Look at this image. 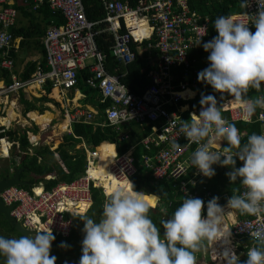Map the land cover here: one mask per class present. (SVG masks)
Here are the masks:
<instances>
[{"label":"built area","instance_id":"obj_1","mask_svg":"<svg viewBox=\"0 0 264 264\" xmlns=\"http://www.w3.org/2000/svg\"><path fill=\"white\" fill-rule=\"evenodd\" d=\"M99 1L104 15L92 21L87 16L83 0H0V37L3 38L0 40V102L10 99L13 93L20 90L37 88L42 91L49 85L60 100L72 104L74 101L69 100L67 92L76 89L79 71L88 62L92 74L87 77V83L102 95V101H111L106 109L108 125L132 121L140 123L147 133L137 145L141 144L150 151L142 156L143 167L152 171L155 180L173 183L176 193L182 195L181 199L199 198L198 188L207 190L208 179L191 165L190 157L197 145L190 144L179 129L183 121H189L193 114L199 115L202 110V105L193 106L192 102L199 95L196 91L197 74L204 70V66H191L197 59L190 57V51L198 47L195 44L200 35H204L201 41L208 35L209 18L192 7L190 0ZM44 4L62 21L54 18L47 25L44 61H37L35 70L23 79L14 72L17 61L13 54L19 51L24 37L15 34L13 28L22 18L20 7L37 11ZM241 6L242 11H232L228 15L248 23L247 26L254 33L256 29L252 22L260 10L258 0H243ZM101 34L113 35L111 60L96 41ZM152 50L158 51L159 58L155 67L148 71V86L143 94L138 95L121 80V74L114 71L128 66L137 57L147 61ZM108 64H112V69ZM182 66L186 68H183L184 72H177V68ZM5 76H9L11 81L7 82ZM215 92L218 93V107L222 105V115L229 122L244 120L260 122L264 126V110L257 109L251 118L245 117L233 97ZM259 95H264V85ZM30 114L31 111L24 116V127L26 123L29 126L37 123ZM66 117L71 121H88L92 119V112L71 114L66 110ZM16 122L19 123L18 119ZM49 123H42L41 129L45 130ZM9 125L5 124V127L9 128ZM2 128L0 131L6 130ZM22 132L32 145L39 143L35 132L28 128ZM173 140L182 146L181 150L171 149ZM2 141H5L6 156L12 147H20L19 141L0 137L1 150ZM213 147L220 150L222 146L215 143ZM86 154L85 172L71 182L61 181L51 189H46L42 183L3 189L0 195L6 205H13L12 215L30 230L50 228L52 234L68 237L73 227V216L85 214L93 204L92 187L103 188L104 194L108 192L103 178L93 174L94 169L101 170L100 167L96 168L100 161L98 151L86 149ZM108 161L104 169L107 170L105 178L109 183L114 180L121 183L127 178L133 183L132 177L139 167L134 163L131 150L114 154ZM242 166L243 162L239 160L236 167ZM46 178L58 177L47 175ZM243 191L241 185L239 193ZM210 194L208 191L206 196ZM227 209H224L225 213ZM261 227H264V216H238L233 223L225 226L231 229L227 241L209 244V249L212 248L218 257L226 250L235 253L237 238H251L250 231ZM245 253L247 255V251ZM242 260L247 259L239 257L238 263Z\"/></svg>","mask_w":264,"mask_h":264},{"label":"clouds","instance_id":"obj_2","mask_svg":"<svg viewBox=\"0 0 264 264\" xmlns=\"http://www.w3.org/2000/svg\"><path fill=\"white\" fill-rule=\"evenodd\" d=\"M258 4L260 10L252 22L254 33L248 23L233 15L215 19L218 35L202 44L210 53V63L198 74V79L215 91L233 97L248 118L257 109L264 110V95H247L253 89L261 91L264 85V0H258ZM202 36L195 45L201 44ZM201 105L199 115L193 114L179 129L190 144L197 145L191 165L208 178L215 175L214 164L231 167L229 179L235 182L239 178L244 191L239 193L237 189L228 199L227 208L241 215L264 216V131L253 132L246 142L242 141L239 129L224 118L222 105L218 107L213 96L203 97ZM216 141H227V146L214 150ZM181 148L176 140L171 142L173 151ZM237 158L243 162L242 167H236ZM160 199L136 191L128 178L125 186L113 187L105 194L98 222L87 215L80 217L84 237L79 264H197V253L205 251L208 244L227 241L231 235V229L225 228V217L231 211L225 214L218 197H213L207 203L206 217L202 215V199L183 198L171 218L160 221L164 229L161 236L149 216ZM250 236L255 246L248 249L245 264H264V227L251 230ZM54 239L50 228L19 238L0 236V255L5 257V264H56L57 258L50 255ZM60 247L67 245L61 243ZM222 255L227 264H238L234 252L226 250Z\"/></svg>","mask_w":264,"mask_h":264},{"label":"trees","instance_id":"obj_3","mask_svg":"<svg viewBox=\"0 0 264 264\" xmlns=\"http://www.w3.org/2000/svg\"><path fill=\"white\" fill-rule=\"evenodd\" d=\"M83 2L87 11V16L90 20L96 21L104 15V11L99 0H83ZM190 2L192 4V7L199 9L204 16H207L209 18L208 35L201 41V44L198 45V47L190 51V57L197 59V61L193 62L191 66L199 67L200 65H202L205 69L209 66L210 63L208 61V56L210 53L204 51L202 44L204 42L212 40L213 37L218 35L214 27L215 19L222 15L228 16L229 12H232L241 6L243 0H190ZM20 10L22 16V18L20 19L21 22L24 21V19L28 20L29 22L28 24L22 23L23 25L14 27L13 31L15 34H22L24 36L25 39L22 42L23 45L28 42L33 43L35 48H39V46L41 47L47 23H50L51 19L53 18H56L58 22L62 21L61 17H57L52 13L47 4H44L37 11H31L29 7L25 6L20 7ZM96 41L100 48L109 55V59L111 60L110 47L114 42L113 35L101 34L96 37ZM157 52V50H152V57H150V61L147 64H143V58L137 57L135 61L128 65V73L122 80L126 83L127 87L132 92L141 95L144 92L145 88L148 86V71L152 67H155V63L158 61ZM145 54H147V52ZM183 68L186 69L184 66H182L178 67L176 71L179 73L184 72ZM34 69L35 63H30L29 71L26 76H28L29 73ZM87 72V69L80 71L78 84L83 85L84 78ZM198 74V85L196 87V91L198 92L199 96L194 102H192L193 106L200 105L203 97L213 96L216 99L218 95V93L212 90L211 85L198 79ZM49 89L50 88H48V90ZM258 93V91L253 89L250 90L247 95L248 97H255L258 95ZM109 103L110 101L108 100L107 104ZM26 104L27 108H31L30 106L33 107V104L28 101H26ZM235 125H237L242 132H245V135H243V137L241 138L242 141L245 142L247 136L252 134L253 132L257 134L261 133V126L258 122H236ZM72 127L73 134H64V141L57 149L59 153L58 156H54V152L49 149V146L35 148L34 153L30 154L28 150L30 143L27 139L26 134L20 133V137H15V134L18 131H15L13 129L8 131L7 133L12 138H18L20 141L19 150L22 151V153L21 160L17 166L24 167V170L21 172V178L29 181L30 183H32V185H39L40 183H42L46 189H51L61 181L71 182L72 180L76 179L78 176H80V174L84 172V169L86 167V153L84 149L80 148H74V152L70 153V151L67 150L66 147L71 146V148H73L76 144L81 142L80 137H82L88 144L97 145L99 142H102L98 146L99 150H101V147L104 146V155L96 164V168L100 167L101 170L94 169L93 174L95 176L103 178L107 191H111V189L116 185H126V181L117 183V181L114 180L109 183L108 179L105 178V176L107 175V170L104 169V165L107 166L109 158L111 157V155H114V143L107 141L105 132L102 131V129L95 130L92 125L83 122H74L72 124ZM135 131L136 130L132 131L131 139L128 140V142L125 141L123 146L119 148L120 153L128 149L133 143L136 144L147 133L145 130L143 132ZM4 145L5 144L3 143V148H5ZM138 149L140 154L150 152L143 146H141V144L136 147V151H138ZM237 162L238 159H236V165ZM213 168L215 170V175L212 178L206 177L208 179L207 190L198 188V197L204 201L202 215L205 216L207 215V203L213 197H218L219 205H221L225 209L228 199L237 192V189H239V191L241 189L240 179L237 178L235 182H232L227 175V173H230L232 171L231 167L214 164ZM9 170L10 167L7 166L4 171L0 173V179L3 176H8ZM48 174H58V178L46 179V176ZM132 180L136 191L144 192L146 195L161 196L159 205H157L154 210L150 211L149 216L160 229L161 236H163L164 229L160 224V221L162 219L171 218L173 212L182 203V195L175 192L173 183L160 182L155 180L152 175V171L145 167H140L136 175L132 177ZM207 191L211 192L209 196H206ZM164 193H167V195H163ZM92 194L93 204L91 205L89 210L85 214H78L73 216V227L70 235L68 237H61L53 234L55 239L52 242L50 255L57 258L56 264H79L80 257L82 256V240L84 237V233L82 231L84 224L80 217L87 215L98 222L102 214V205L105 200V194L103 188L101 187H92ZM148 198L150 199V196ZM239 216L244 217L247 215H241L239 213ZM0 217L2 218V220H4L7 229H9L8 231H16L19 234V237L22 236L20 232L14 229L7 222V220H5L2 214H0ZM61 243H65L67 247H60ZM251 243H253L252 239H250V244ZM212 259L214 261V264H219V262L221 264H227V260L223 258V255L218 257V255L214 253L212 254ZM0 264H5V257L2 255H0Z\"/></svg>","mask_w":264,"mask_h":264},{"label":"crops","instance_id":"obj_4","mask_svg":"<svg viewBox=\"0 0 264 264\" xmlns=\"http://www.w3.org/2000/svg\"><path fill=\"white\" fill-rule=\"evenodd\" d=\"M28 20H25L21 22V20H18L17 27L23 25L22 23H27ZM47 27V26H46ZM24 37V36H23ZM25 38H23L24 40ZM23 42V41H22ZM44 37L43 42L41 43V47L35 48L33 43L26 42L24 45L21 43V47L17 53H14V58L17 61L14 72L20 77V78H27L30 76V74L35 70L31 71L28 76L27 73L29 71V65L30 63H35V68L37 65V61L41 60L44 61ZM29 53V55H27ZM109 68L112 69V64H108ZM128 66H121L118 71H114L115 73H120L121 80L127 75ZM87 69V74L85 75L83 85H80L77 83L76 89H71L67 92V97L69 100H73L74 103L70 104L63 102L60 100V97L57 95L56 91H52L51 88L48 86H45L44 89L41 91L39 89L34 90H20L16 93H13L10 97V99H4L0 102V129H3L2 127H5V124H10L9 128H6L4 131H0V137H7L10 141H19L18 138L20 137V133H23L22 131H25V128L35 132L38 135L39 143L36 145V148L49 146V149L54 152V156H58L59 153L57 151L58 147L61 143H63V137L64 134H73V127L72 124L77 121H71L70 118L68 120V117H66V110H68L71 114L73 113H79V112H85L90 111L92 112V119L88 123L92 125V127L96 129H102V131L105 132L107 141H110L111 143H114L115 150L114 154H122L129 152L131 150L133 156H134V149L138 146L136 144H132L128 149L124 150L122 153H120L119 148L123 146L124 142L131 139L132 131L136 130L135 132H143V126L140 123H137L135 121L129 122V123H119V124H112L105 127H102L100 123L106 122L107 120V114L106 109L110 105L107 104V101H102V95L97 92V90L93 87H91L86 79L89 75L92 74V71L90 69V65L87 62V66L82 69ZM81 71V70H80ZM79 71V74H80ZM1 79V78H0ZM79 79V77H78ZM5 80L7 82L11 81L9 76H5ZM123 81V80H122ZM124 82V81H123ZM125 83V82H124ZM126 84V83H125ZM48 88H50L48 90ZM77 90V91H76ZM199 96V95H198ZM45 97V98H44ZM75 100H77V103L75 104ZM26 101L33 104V107L27 108ZM110 101V100H109ZM111 102V101H110ZM201 105V104H200ZM36 112L39 114H45L46 112H50L52 117L50 122L45 130L41 129V124L43 122L33 123L34 125L29 126L28 123H26V126L24 127V116L27 112ZM15 114L14 118L12 119V114ZM18 119L19 123L16 122ZM21 119V120H20ZM65 128L60 127V125L67 121ZM85 123L84 121H81ZM236 122H246L244 120H237L232 123ZM248 123V122H247ZM254 123V122H250ZM261 126V132L264 131V126L258 122ZM21 124V125H20ZM22 126V128H21ZM20 127V128H19ZM236 127L239 129V127L236 125ZM108 128V129H107ZM11 129L18 131L15 134V137H11L7 132ZM240 135L241 138L243 135H245V132H242L240 129ZM77 137V136H76ZM81 138V142L76 144L73 148L71 146H67L66 149L70 151V153H73L74 148H80L84 149L86 153V149L98 151V155L101 159V152L98 149V146L102 143L99 142L97 145L88 144L84 138ZM20 142V141H19ZM217 144H220L222 147L227 146V141H216ZM1 145V144H0ZM18 148L12 147L10 149V154L8 156L5 155V158L7 160V165L5 167L12 168L9 172V174H13V168L19 167L17 166L18 163L21 160V153L22 151H17ZM35 149V148H34ZM13 151H17L19 154L14 153ZM0 154L3 155L2 151L0 150ZM14 154V155H13ZM113 156V155H111ZM41 159V158H40ZM110 159V158H109ZM239 161V159H238ZM6 162V161H5ZM16 164V165H14ZM86 167H87V154H86ZM86 167L84 169V172L86 170ZM20 168V167H19ZM2 170V169H1ZM24 170V167H23ZM83 172V173H84ZM82 173V174H83ZM21 175V174H20ZM55 177H58V174H48ZM81 175V174H80ZM79 177V176H78ZM48 179V178H46ZM32 186V185H31ZM30 187V186H25ZM199 191V190H198ZM176 192V190H175ZM208 192V191H207ZM206 192V193H207ZM211 193V192H210ZM159 196V195H158ZM160 203V202H159ZM159 205V204H158ZM227 207V206H226ZM231 209H227V214ZM206 217L205 215H203ZM239 216V212L236 210H232L230 214L226 215L225 217V226H229L231 223H233ZM255 246V243H251V247ZM208 252L207 256L209 254H214L212 248L209 249V244L207 245ZM196 255H199L198 253Z\"/></svg>","mask_w":264,"mask_h":264},{"label":"rangeland","instance_id":"obj_5","mask_svg":"<svg viewBox=\"0 0 264 264\" xmlns=\"http://www.w3.org/2000/svg\"><path fill=\"white\" fill-rule=\"evenodd\" d=\"M242 10H243V7L240 6L239 8H237L234 11H242ZM48 24L49 23H47V25ZM27 55H29V53H27ZM91 61L92 60H89V62H91ZM66 122H68V121H66ZM32 125H34V124H32ZM21 128H22V126H21ZM4 142L5 141H3V143ZM3 151H6V149L3 148ZM13 152L19 154L17 151H13ZM5 155L6 154H4V153H3V155L0 154V169L5 167L7 165V163H8L6 159H3V158H5ZM142 156H143V154L139 153V149H138V151H136V149H134V156H133L134 163L139 168L143 167ZM8 230L9 229H7V226H6L5 222H4V220H2V218L0 217V236H4V237H7V238H19V234L16 231H13V230L8 231ZM250 239H248V237H238L237 238V242H236L237 251L235 252V254L238 257H245L246 259L248 258L245 252L248 251V249L251 247ZM207 252H208V247H206L205 251H201V252L198 253L199 255H197V264H214V261L212 259V254H209V256L206 257ZM245 261L246 260H242L238 264H240V263L241 264H245ZM219 264H221V263L219 262Z\"/></svg>","mask_w":264,"mask_h":264},{"label":"water","instance_id":"obj_6","mask_svg":"<svg viewBox=\"0 0 264 264\" xmlns=\"http://www.w3.org/2000/svg\"><path fill=\"white\" fill-rule=\"evenodd\" d=\"M22 171H23V167L20 168L14 167L13 174L11 176L0 179V193L2 192L3 189L8 188L10 186H31L32 183L21 178L20 174ZM12 208L13 205H6L0 195V214L4 216L5 220H7V222L14 229L20 232L21 235H27V234L34 235L36 230H30L26 228L21 221L17 220L11 213Z\"/></svg>","mask_w":264,"mask_h":264},{"label":"bare ground","instance_id":"obj_7","mask_svg":"<svg viewBox=\"0 0 264 264\" xmlns=\"http://www.w3.org/2000/svg\"><path fill=\"white\" fill-rule=\"evenodd\" d=\"M150 57H152V54H151V56ZM150 57L148 58V60L147 61H144V59H143V64H147L149 61H150ZM157 57L159 58V53L157 54ZM142 58V57H141ZM136 60V59H135ZM134 60V61H135ZM143 94V93H142ZM77 103V100H75V104ZM39 113H36V112H31V117L33 118V119H35L36 121H38V122H43V123H46V122H48V121H50L51 120V117H52V115H51V113L50 112H46L45 114H42V115H38ZM14 116H15V114L13 113L12 114V119L14 118ZM107 118V117H106ZM68 120H69V117H68ZM67 120V121H68ZM45 121V122H44ZM81 121H84V120H81ZM81 121H77V122H81ZM91 120H88V121H84L85 123H89ZM66 123L67 122H64L63 123V125L61 124L60 125V127H62V128H65V126H66ZM103 123H106L107 125H101V124H103ZM103 123H100V125L102 126V127H105V126H108V120H106V122H103ZM27 139H28V141H29V143H30V146H29V148H28V150H29V153L30 154H33L34 153V148H36V145H32V143L30 142V140H29V138L27 137ZM3 142V141H2ZM114 145V144H113ZM15 147V146H14ZM0 148H1V146H0ZM20 148V147H19ZM19 148H18V151H20L19 150ZM114 150H115V145H114ZM4 154H6L7 153V151H3V150H1ZM100 152H101V158L103 157V155H104V152H105V149H104V146H102L101 147V150H100ZM126 184H127V181H126ZM125 186V185H124Z\"/></svg>","mask_w":264,"mask_h":264},{"label":"flooded vegetation","instance_id":"obj_8","mask_svg":"<svg viewBox=\"0 0 264 264\" xmlns=\"http://www.w3.org/2000/svg\"><path fill=\"white\" fill-rule=\"evenodd\" d=\"M5 168H6V167H3L2 170L0 169V173H1L2 171H4ZM11 169H12V168H10V170H11ZM10 170H9V171H10ZM9 173H10V172H8V174H9ZM8 176H11V174H9ZM8 176H3L2 178H4V177H8Z\"/></svg>","mask_w":264,"mask_h":264}]
</instances>
